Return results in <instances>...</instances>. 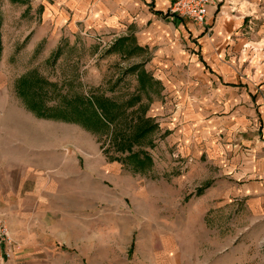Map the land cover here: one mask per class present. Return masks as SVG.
<instances>
[{"label": "rangeland", "instance_id": "rangeland-1", "mask_svg": "<svg viewBox=\"0 0 264 264\" xmlns=\"http://www.w3.org/2000/svg\"><path fill=\"white\" fill-rule=\"evenodd\" d=\"M68 1L0 0V125L35 126L38 146L69 139L54 180L59 197H48L62 212L50 214L51 224H8L0 213L11 238L0 264H264V214L252 206L259 194L246 191L264 178L252 173L244 143L252 132L263 139L264 0H216L206 25L181 20L165 47L147 50L135 35L153 25L135 21L121 37L105 34L92 9L78 19L85 6ZM162 48L182 56L165 74L180 83L178 98L157 76L168 61H156ZM110 104L115 122L102 127ZM205 108L200 124L188 118ZM226 116L242 117L250 131L244 142L228 136L238 152L224 158V127L204 132L206 120ZM66 125L83 129L84 139ZM143 127L149 132L135 139ZM130 137L129 152L122 141ZM2 204L0 197V211Z\"/></svg>", "mask_w": 264, "mask_h": 264}, {"label": "crops", "instance_id": "crops-1", "mask_svg": "<svg viewBox=\"0 0 264 264\" xmlns=\"http://www.w3.org/2000/svg\"><path fill=\"white\" fill-rule=\"evenodd\" d=\"M69 1L73 4L80 3L85 6L80 7L81 10H79L76 15L78 19L81 17L79 15L87 14L88 11L92 9V20L100 19L98 20L100 22L99 24H101L99 26L101 27L103 25V29H107L103 30L106 32L105 34L114 33L118 34L116 36H120L122 33H127V31L132 27L133 23H136L135 21L138 22L136 23L137 25H153L152 28L139 33V36L135 35L138 41H136L137 47L144 50H147V47H152V45L156 44H164L165 47L168 42L165 35L171 34L173 37V31L177 27V29H179L180 25L178 24H182L180 21L182 20L183 22L184 20L170 15L168 12L170 7L168 0ZM212 10H214V8H212ZM211 14L212 13H210V15ZM133 16L135 18H133ZM167 19H169L170 22L164 25L162 22ZM218 29L215 30L213 39L217 42H221L224 34V25ZM110 37L112 38V36ZM107 41L108 40L99 43L107 46L111 43L109 42L107 44ZM196 42H200V40L196 38ZM207 52L209 53V47H207ZM173 55L174 53L171 48H162L159 50L156 55L157 63L161 64V62H164L166 57L168 61H166L167 64L164 62L160 66H156L160 68L157 76L162 82H164V87H166V89L169 91H173L174 93L172 92V94L178 98L179 93L177 87H181L179 86L180 83L176 84L170 82L165 76V74H169L168 71H170L171 68H174V65L171 62H177L176 65L181 64L180 61L182 56L180 53L174 55L176 58L174 61L171 60ZM201 58L202 57L200 56L199 61ZM203 61L205 62L204 59ZM200 63L207 70L210 72L212 71L206 62L204 64L200 61ZM222 87L224 88V84ZM233 87L235 88L237 86ZM258 97L260 99V96ZM203 104L206 107L209 106L206 99H204ZM258 106V112L261 115V118L259 115L258 121L262 119L264 122V115H262V112L264 113V104L258 103ZM181 109L182 108H179V110L176 112V116H179ZM207 109L208 108H205L202 114L189 115L188 118L192 119V121L194 120L195 122L193 123L198 125L201 123V119L205 118V116L209 113L210 110ZM237 117L239 116H236V122L232 121V116L224 117L223 121L217 117H213L205 121V126L207 128L211 127V129H206L207 132H204L205 134L213 132L214 126L224 127L222 129V131H224V158L229 154H237L238 152V146H234L233 142L227 143V140L229 139L228 136L234 138V136L238 137V135H240L242 142H244L245 130L248 132L250 131V129L247 128L248 124H245V119L243 120L242 117ZM256 122L257 120L253 118L252 125L256 126ZM174 123L179 125V119L177 118V121ZM64 127L65 132H69L71 128V131L75 133L76 136H79L80 134V139H84V130L79 126L66 125ZM21 128L23 129L22 131H17V127H8L4 126L3 124L0 125V182L2 187V193L0 197L3 198V209L0 211V213L4 214L5 220L8 224H51L49 221L50 214L61 213L63 206L60 205L59 200H57V206H52L50 203L51 200L48 199V197L59 195L57 192H55L58 189L55 190L57 187H54L56 185L54 180L61 179L59 174L61 172V166H63L65 161H68L67 155L64 156L61 153V149L63 148V145L69 143V139L62 140L61 136L58 135L57 138L55 137V140H50L49 142L42 140V143L38 146L37 143H34L32 136L33 132H37V128L35 129V126L30 125L21 126ZM262 132L263 139H261V136L257 137L255 132H252V140H248L244 143L248 145L247 147L251 152V154H249V157L251 158H249L247 161H252V164H249V166H252V173H254L255 177L259 176L264 178V157L260 156V154H263L264 152V127ZM78 140L79 139L76 141L77 148L79 142ZM245 157H247V155ZM69 159L73 161V158ZM237 162H239V159ZM52 164L55 165L51 167ZM51 172L52 175H49ZM54 172H56V174H54ZM229 172H233V170L230 169ZM227 173L228 170L226 171V174ZM248 190L259 194V196L256 198L258 200L255 199L256 201H254L252 206L255 212L264 214V183L260 182L253 187H247L246 191L248 192ZM66 207L67 206L65 205L64 208ZM13 214L16 216L19 215V218L14 220V217L16 216H12ZM37 226L38 225L35 227ZM222 260L223 263H218V261L212 260L214 263L211 264H224V259ZM162 261H164V259H162Z\"/></svg>", "mask_w": 264, "mask_h": 264}, {"label": "built area", "instance_id": "built-area-1", "mask_svg": "<svg viewBox=\"0 0 264 264\" xmlns=\"http://www.w3.org/2000/svg\"><path fill=\"white\" fill-rule=\"evenodd\" d=\"M170 3L169 13L180 19L189 20L190 22L203 26L207 24L208 10L216 0H168ZM100 41V40H99ZM104 38L100 43L104 42ZM11 244L10 233L3 220H0V249L3 246ZM2 250V249H1ZM0 250V252H1ZM9 257L10 254L6 253ZM0 261H4L0 255Z\"/></svg>", "mask_w": 264, "mask_h": 264}, {"label": "trees", "instance_id": "trees-1", "mask_svg": "<svg viewBox=\"0 0 264 264\" xmlns=\"http://www.w3.org/2000/svg\"><path fill=\"white\" fill-rule=\"evenodd\" d=\"M1 55H2V42H1V39H0V62H1ZM200 61L202 63L205 64V62L203 61V59L201 58ZM111 106H108V107H103V108H108L109 110H105L107 112V116L108 118H106L105 116H103L100 120V123L99 125L102 126V127H108V125H113V123L115 122V119L113 118L112 116V111H111V107L113 106L112 104H110ZM40 110V113L39 115H43L44 117H50L48 116V114H46V111L44 110ZM149 132V128L147 127H143V128H140L139 129V132L133 136L135 139L136 138H141L143 137L145 134H147ZM121 142V141H120ZM122 147H126V149L130 152L132 150V145H133V140H132V137L130 138H125L123 141H122ZM131 144V145H130ZM126 150V151H127ZM146 158L149 160L147 154H146Z\"/></svg>", "mask_w": 264, "mask_h": 264}]
</instances>
